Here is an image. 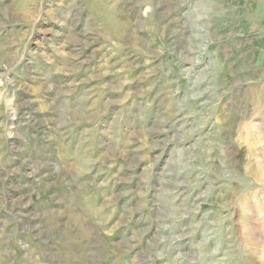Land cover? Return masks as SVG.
<instances>
[{
  "label": "rangeland",
  "instance_id": "obj_1",
  "mask_svg": "<svg viewBox=\"0 0 264 264\" xmlns=\"http://www.w3.org/2000/svg\"><path fill=\"white\" fill-rule=\"evenodd\" d=\"M0 264H264V0H0Z\"/></svg>",
  "mask_w": 264,
  "mask_h": 264
}]
</instances>
